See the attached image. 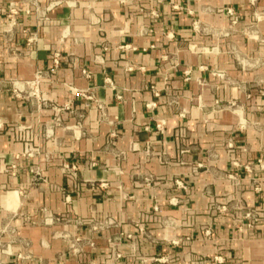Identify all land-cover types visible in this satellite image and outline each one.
<instances>
[{"label": "crops", "instance_id": "obj_1", "mask_svg": "<svg viewBox=\"0 0 264 264\" xmlns=\"http://www.w3.org/2000/svg\"><path fill=\"white\" fill-rule=\"evenodd\" d=\"M11 2L12 33L0 11V264H264V0L0 7ZM52 3L42 20L36 4ZM38 75L44 102L26 98ZM105 219L117 225L93 230Z\"/></svg>", "mask_w": 264, "mask_h": 264}, {"label": "built area", "instance_id": "obj_2", "mask_svg": "<svg viewBox=\"0 0 264 264\" xmlns=\"http://www.w3.org/2000/svg\"><path fill=\"white\" fill-rule=\"evenodd\" d=\"M252 3H255V0H252ZM55 4L56 3H52V4L48 5L46 8H44V9H42L39 5L36 4V7H35L36 13L41 15L42 20H45V19H47V12L49 10H51L55 6ZM224 10L226 12V15L230 18L232 23H234V24L238 23L239 14H238L237 10L233 6H228ZM0 11H4L6 13V19H7L6 23H7V27H8L6 29V31L8 33H12L14 28L17 25L18 15L20 14L19 8L17 7V5L14 2H11V3H9V5L6 8H1L0 7ZM198 28H199V26L197 25V23H195L194 24V29H198ZM36 39H37L36 35L33 34L30 37L29 41H36ZM54 60H55L56 63H58L57 55L54 56ZM82 74L86 78H91L92 77L90 71L87 68H84L82 70ZM183 74H184V80L185 81H189L190 78H191V69L184 70ZM105 81L111 87H115V84H114L113 80L111 79V77L107 76ZM30 84H31V87L29 89V92L26 94V98H28V99L34 98L38 102H40V101L44 102L45 99L42 97L41 91L39 89V75L34 81L30 82ZM13 91H15V92L19 91L17 95L21 96V92H20V91H22L21 89L15 88ZM76 92L79 95H81L82 97H84L86 100H89V101H95L96 100V99H94L93 95H87V94H85V93H83L81 91H76ZM117 99L118 100L122 99V96L121 95H117ZM97 106H98V108L103 109V105L101 103H97ZM146 106H147L148 109H152V108L156 107V104L154 102H150V103H147ZM186 114H187V112L185 110L180 112V116L182 118H185ZM166 126H167V121L165 119H160V120L156 121V130L157 131H160L161 133H163L165 131V129H166ZM45 134L47 136H50L51 135V130L46 128L45 129ZM39 154H40V150L38 148H29V149H27L24 152V155L26 157H28V158H34L35 156H37ZM200 166H202V165L201 164L198 165V167H200ZM259 166H260L261 169H264V163H263V160H261V159L259 160ZM63 168L71 176L77 177V175H78L77 165H75V164L64 165ZM229 177L231 179H236V175L233 174V173H230ZM177 185L179 187L185 188V185L181 181H177ZM69 199H70V196H67L66 197V201H69ZM154 210L156 212H159V206L156 205L154 207ZM245 217L250 219V220H252L253 222H256L262 217V215H261L260 212H257L256 210H250V211H248L245 214ZM116 225L117 224L114 221H112L111 219H105L103 221L96 222L94 224V226H93V230L106 229V228H109V227H112V226H116ZM127 237L128 238H132V235H128Z\"/></svg>", "mask_w": 264, "mask_h": 264}]
</instances>
